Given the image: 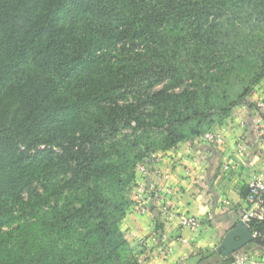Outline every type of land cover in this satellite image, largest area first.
Masks as SVG:
<instances>
[{"label": "trees", "instance_id": "obj_1", "mask_svg": "<svg viewBox=\"0 0 264 264\" xmlns=\"http://www.w3.org/2000/svg\"><path fill=\"white\" fill-rule=\"evenodd\" d=\"M263 77L264 0H0V264H139L136 167Z\"/></svg>", "mask_w": 264, "mask_h": 264}, {"label": "crops", "instance_id": "obj_2", "mask_svg": "<svg viewBox=\"0 0 264 264\" xmlns=\"http://www.w3.org/2000/svg\"><path fill=\"white\" fill-rule=\"evenodd\" d=\"M262 102L264 77L248 98L252 107L228 115L212 129L220 131V145L193 139L155 157L153 164L160 176L140 183L144 189H160L161 199L152 205L156 210L129 212L120 223L139 264H221L239 254L264 260V246L258 240L227 257L221 255L220 248L247 206L248 184L254 178L264 180V118L257 109ZM239 143L246 149L239 150ZM143 196L146 200L149 197L146 191ZM181 215L197 217L198 229H182Z\"/></svg>", "mask_w": 264, "mask_h": 264}, {"label": "built area", "instance_id": "obj_3", "mask_svg": "<svg viewBox=\"0 0 264 264\" xmlns=\"http://www.w3.org/2000/svg\"><path fill=\"white\" fill-rule=\"evenodd\" d=\"M257 109L262 112V115H264V102L258 104ZM262 118L264 117L262 116ZM201 141L208 145L217 146L222 143V135L219 130H209L201 136ZM237 147L241 151L246 149V146L243 143L237 144ZM140 171L150 180L160 176L159 170L155 167H153L151 172H147L146 169L141 165ZM152 190L155 192L156 199L151 201L150 197H148V202H146V204H141L138 201L140 197L138 195L135 197V203L130 212L144 214L149 211L150 205L157 204L161 199L160 189L158 187L154 188L153 186ZM145 191H142L143 194H145ZM245 199L247 206L240 212V221L250 230L252 240H258L264 246V180L262 178H254L248 184ZM162 209L166 211V208L163 207ZM179 225L182 229L194 231L200 226V221L194 216L181 215L179 217ZM179 240L183 243H187L186 239L179 238ZM221 264H264V260H255L246 254H239L231 260L221 262Z\"/></svg>", "mask_w": 264, "mask_h": 264}, {"label": "water", "instance_id": "obj_4", "mask_svg": "<svg viewBox=\"0 0 264 264\" xmlns=\"http://www.w3.org/2000/svg\"><path fill=\"white\" fill-rule=\"evenodd\" d=\"M252 241L250 230L246 225L239 221L235 227L230 229L223 238L220 248L223 249V257L231 256L238 252L246 244Z\"/></svg>", "mask_w": 264, "mask_h": 264}, {"label": "rangeland", "instance_id": "obj_5", "mask_svg": "<svg viewBox=\"0 0 264 264\" xmlns=\"http://www.w3.org/2000/svg\"><path fill=\"white\" fill-rule=\"evenodd\" d=\"M247 105H244V107H246ZM216 124H214V126H215ZM214 126H212L211 128H209L207 131H209V130H212V129H214L215 127ZM207 131H205V132H207ZM204 132V133H205ZM203 133V134H204ZM202 134V135H203ZM201 135V136H202ZM201 136L200 137H197V138H195L196 140L198 139H200L201 140ZM165 152V151H164ZM160 152H157L156 153V155H155V157H157V155L159 154ZM158 158V157H157ZM140 166L141 165H139V166H137L136 167V169H135V176H134V179H133V182L131 183V186L129 187V189L127 190V195H129L130 197H131V200H132V204H131V209H132V207H133V205H134V203H135V197L136 196H140L139 197V202L142 204H146V202H148L145 198H144V196H143V192L142 191H145V189H144V186L145 185H143L142 186V184L140 183V181H143L144 182V184L145 183H147V181H146V176H144L143 174H142V172L140 171ZM140 190V193H138V191ZM145 202V203H144ZM131 211V210H130Z\"/></svg>", "mask_w": 264, "mask_h": 264}]
</instances>
